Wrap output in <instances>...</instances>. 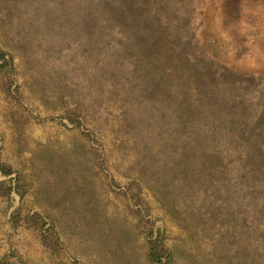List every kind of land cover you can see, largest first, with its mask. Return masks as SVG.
<instances>
[{"label":"rangeland","instance_id":"obj_1","mask_svg":"<svg viewBox=\"0 0 264 264\" xmlns=\"http://www.w3.org/2000/svg\"><path fill=\"white\" fill-rule=\"evenodd\" d=\"M30 2L0 0V49L13 63L0 71V163L12 170L0 174L11 189L0 193V264H155L147 258L151 229L174 249L173 264L239 263L233 252L240 242L264 262V166L230 195L220 173L234 179L240 168L225 148L211 177L195 183L171 174L169 156H180L179 144L166 121L173 123L177 106L168 113L156 98L137 106L122 96L121 74L98 76L102 58L118 54H107L116 39L99 38L83 21L82 0H56L67 18L55 8L47 22L34 18L41 3ZM168 4L184 8L189 53L259 78L250 93L264 95V0ZM135 57L119 50L118 71L139 89L150 74ZM15 210L37 213L43 224L12 227ZM49 226L54 250L41 243Z\"/></svg>","mask_w":264,"mask_h":264},{"label":"trees","instance_id":"obj_2","mask_svg":"<svg viewBox=\"0 0 264 264\" xmlns=\"http://www.w3.org/2000/svg\"><path fill=\"white\" fill-rule=\"evenodd\" d=\"M25 1L32 6L30 0ZM35 1L41 3L40 8L43 10L37 7L33 11L36 13L34 18L47 22L55 16L52 12L55 8L66 17L64 9L53 6L56 0H33ZM81 14L83 21L95 28L93 32L99 38L112 41L113 34L115 35L116 41L113 42L117 45H108L107 48L110 49L107 54H118L113 60L109 56L102 58L105 61L100 62V70L97 71L102 80L110 74H121L122 80L124 77L122 96L130 98L128 100H132L137 106L146 108L145 103L151 105L156 99L161 100L168 113L174 112L171 107L177 106L173 123L166 121L167 132H177L175 139L179 144L180 156H169L171 174L176 172V176L195 183L199 177H211L212 172L219 167L222 154H225L219 151L220 148H225L227 155L233 159L231 163L240 168L234 179H230L223 171L220 173L225 194L235 193L236 190L231 187L240 182L246 183L252 176L257 178L263 172L264 95L250 93L256 88L257 82L261 83L262 80L241 76L204 57L189 53L194 42L184 18V8L169 5L168 0H82ZM87 34L89 35L86 31L85 35ZM119 50L136 54L137 60H145L143 64L149 69L145 70L150 74V79H142L145 81L144 87L138 89L140 82H137L136 90L132 83H126L124 71H118V66L122 64V60H118ZM6 55L0 49V71L13 65L12 57ZM135 91L140 92L136 95ZM154 93H158V96L154 97ZM142 94L145 95L141 96ZM151 109L153 114L154 107ZM174 144L176 147L177 144ZM186 148L190 151L188 155L183 154ZM189 156L192 160H189ZM191 169H197V175L192 174L194 171ZM11 173L10 166L0 163L2 176ZM157 175L159 178V172ZM165 176L166 174L162 175V178ZM196 188L197 192L203 190L201 187ZM10 190V186L0 182V193L9 195ZM20 221L27 226L43 224L39 214L21 217L19 211L15 210L10 215L12 227H16ZM51 227L44 229L40 238L44 248L54 250L58 246V239ZM149 237L148 260L155 264H173L174 249L166 247L159 235L152 238V229ZM243 252L245 256H240ZM253 252L255 249L249 252L247 247L243 250L240 242L233 252L239 263L220 259V264H243L240 262L242 260L245 261L244 264H264L263 261L259 262ZM203 264L213 263L205 261Z\"/></svg>","mask_w":264,"mask_h":264}]
</instances>
